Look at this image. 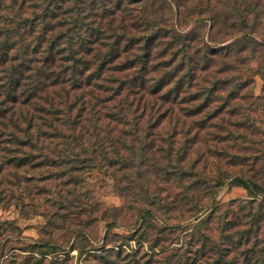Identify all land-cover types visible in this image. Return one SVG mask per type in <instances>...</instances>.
<instances>
[{
    "label": "trees",
    "instance_id": "16d2710c",
    "mask_svg": "<svg viewBox=\"0 0 264 264\" xmlns=\"http://www.w3.org/2000/svg\"><path fill=\"white\" fill-rule=\"evenodd\" d=\"M193 16L186 33L183 21ZM204 25L210 39L196 35ZM236 31L238 52L237 43L216 41ZM259 35L264 0H0V203L18 200L24 213L25 198L51 199L46 207L64 213V224L97 215L105 238L115 228L141 237L156 231L154 244L163 247L162 234L184 236L169 249L120 248L115 264H264L258 173L210 186L196 171L208 166L205 150L192 156L205 129L204 146L217 159L227 153L220 147L228 136L210 130L229 131L234 114L223 107L198 118L216 96L235 99L229 88L240 61L232 57L264 48ZM195 130L191 145L176 150L177 136ZM94 176L110 179L125 204L94 202ZM225 186L253 199L218 202Z\"/></svg>",
    "mask_w": 264,
    "mask_h": 264
},
{
    "label": "rangeland",
    "instance_id": "374dc122",
    "mask_svg": "<svg viewBox=\"0 0 264 264\" xmlns=\"http://www.w3.org/2000/svg\"><path fill=\"white\" fill-rule=\"evenodd\" d=\"M193 6L194 4L191 5V7ZM191 12L193 13V11ZM195 26L196 16H193L185 19V22L183 21L181 29L187 33ZM209 30V25H204L196 32V35L202 39H208ZM263 39L260 36L259 42ZM240 40H242L241 31L221 34L216 39L221 45L237 43V46L232 47L236 52L241 45ZM236 52L232 60L236 58L240 62L236 65L232 76L238 81L229 88L231 92L235 93V99L230 100L227 104L226 99L221 101V98L216 96L215 101L218 102L211 104L210 112H205L200 116L201 118H198H207L214 110L223 107H225L223 114L228 112L234 114L233 117H230L233 127H229V131H225L220 126L214 128L215 130H210V133L215 132L228 136L226 140H222L220 147H227V153L217 159L214 154L215 150L204 146L209 134L205 129L200 136V146L202 144V147H199L198 152L193 151L192 156H194V152L198 154L205 150V158L209 159L208 166L205 167L204 165L207 164L202 161L196 171L203 174L202 181L209 183L210 186H213V182L221 177L239 175L252 177L257 173L258 182L264 186V48H260L254 54L252 48H248L240 55ZM240 85L242 86L239 87ZM197 89L198 87L185 88V91L195 93ZM201 103H203L202 100L196 104L201 105ZM219 117L215 120L216 124L221 122L224 116ZM219 128L222 130L221 133ZM195 133L196 130L187 137L185 135L177 136L176 150L185 141H188V146H190ZM255 157L260 158L257 168H254L253 164ZM190 160L189 158L187 167L190 165ZM161 164L166 163L162 162ZM88 187L92 192V199L100 204L102 209L118 208L125 204L124 199L115 191L110 179L94 176L89 180ZM207 187L209 185L201 187V190L205 192ZM152 192L154 193L155 190ZM251 199H253V195L247 190L229 186L223 187L217 196L218 202L226 204L232 201ZM262 199L263 197H259L256 202L258 203ZM13 201L18 202V200ZM48 201L52 200L25 198L26 211L24 213L15 206V202H12L13 205H8L7 202L0 203V264H115L117 262L116 253L120 248L138 250L143 246L145 251L152 252L155 251L152 247L159 249L168 247L167 249H169L181 246L184 237L177 230L174 233L162 234L161 237L168 242L163 247H156L154 244L156 231L146 232L141 237V235H134V232L123 231V228H115L105 238V224L98 222L97 215H83L81 220L64 224V220H62L64 213L57 216L53 208L46 207ZM52 215L56 216L54 224H50ZM167 218L165 216L162 221L165 222ZM120 223L123 226L128 225L125 220ZM172 223L175 221L171 219L169 224ZM162 224L158 222V227L160 228ZM185 227L186 225L182 228L190 229ZM187 243H190V239H187ZM191 243L193 242L191 241ZM107 254L114 257H108ZM147 259L145 258L144 261ZM155 264H160V262Z\"/></svg>",
    "mask_w": 264,
    "mask_h": 264
}]
</instances>
